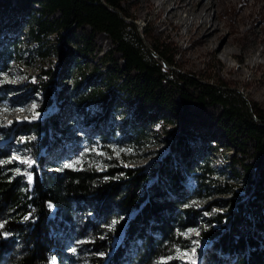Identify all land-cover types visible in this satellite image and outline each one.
I'll use <instances>...</instances> for the list:
<instances>
[{
	"label": "trees",
	"instance_id": "trees-1",
	"mask_svg": "<svg viewBox=\"0 0 264 264\" xmlns=\"http://www.w3.org/2000/svg\"><path fill=\"white\" fill-rule=\"evenodd\" d=\"M32 1L39 5L38 16H33L36 40L41 42L40 34L56 36L60 45V67L66 65L69 58L71 49L65 47L66 36L75 26L87 25L93 32L105 34L114 45V51L120 54L122 68L107 57L113 62V71L128 76L120 85V91L132 105L134 116L121 119V139H138L145 124L154 122L160 110H175L174 95L181 98L182 110H175L181 117L191 106L214 103L222 106L215 125L233 147L251 141L253 162L245 164L239 160L247 189L244 194L216 200L225 210L211 219L208 228L200 229L198 238L203 247L196 249L195 259L197 264H264V116L258 115L255 119L240 96H233L221 87L173 70L165 71L162 60L171 64L168 57L156 50L158 60L142 49L135 26L121 17L119 6L113 0H104L113 8L104 6L100 0ZM16 5L15 12L32 9L30 0H19ZM1 8L0 18L12 9ZM17 22L14 19L1 23L2 35L16 27ZM13 44L15 40L10 37L5 41L0 39V60L9 53L7 46ZM56 71L50 73L49 82L57 79ZM83 85L84 82L75 83L71 92L72 100H76V112L85 116L86 104L97 101L106 110L97 118L98 122H103L112 95L92 88L84 90ZM44 94L51 103L50 93L45 91ZM39 117L25 125L26 131L37 134L50 130L55 136L52 143L65 139V131L57 122ZM176 137L177 143L167 152H174L179 162L170 157L164 159L166 161L152 167L147 175L140 170H126L123 177L113 180L88 168L64 169L62 173L44 169L29 190L26 183L4 174L0 166V224L11 233L5 239L0 236V261L46 264L51 253H64L68 238L74 234L83 240L75 244L74 250L91 247L103 253L102 258H96V264H176L166 258L188 247L190 241L183 237V231L198 222L197 210L188 207L189 203L204 199L209 193L232 190L210 165L209 155L217 149L215 145L200 143L191 150L188 133L181 132ZM5 155L6 152L0 150V159ZM38 166L42 165L36 159L31 169L37 171ZM229 172L230 176L235 174L232 164ZM188 176L194 179L193 188L185 186ZM49 204L56 209L54 217H51ZM85 211L92 212L93 216L85 217Z\"/></svg>",
	"mask_w": 264,
	"mask_h": 264
},
{
	"label": "rangeland",
	"instance_id": "rangeland-1",
	"mask_svg": "<svg viewBox=\"0 0 264 264\" xmlns=\"http://www.w3.org/2000/svg\"><path fill=\"white\" fill-rule=\"evenodd\" d=\"M18 1L0 0L3 9L12 7L0 18V26L1 23L18 20L16 27L8 29L5 34L2 35L4 27L0 29V39L5 41L10 37L15 40L13 46H7L9 53L5 59L0 60V150L6 152L0 159V166H3L4 174L16 178L19 183H26L29 190L44 169L62 173L64 169L88 168L102 174L105 179L115 180L123 177L126 170H140L147 175L152 167H158L169 157L179 162L174 152L167 151L177 143L176 135L181 132L189 134L191 150L200 143L215 145L217 149L209 155L210 165L232 190L229 189V193H209L204 199L189 203L188 207L195 208L198 215L196 226L186 228L182 234L190 241L189 245L166 258L176 264H186L187 258L178 257L184 252L191 255V250L196 248L193 241L202 242L196 233L200 234L201 228H208L211 219L225 210L216 200L235 197L246 191L248 184L239 160L245 164L253 162L252 142L245 141L237 147L226 142L221 129L214 123L222 113L219 104L191 106L183 117L180 112L176 114V109L182 110L178 95L172 97L175 110H160L154 122L145 124L138 139H121V119H133L134 116L132 105L120 91V85L128 76L113 71V62L107 57L110 56L118 67H123L120 54L114 51L110 39L101 32H93L87 25L75 26L66 36L65 47L71 49L69 58L66 65L60 67V45L56 36L40 34L41 42L36 40L34 17L38 16L36 9H39V5L30 0L32 9L15 12ZM113 1L118 4L121 17L135 26L142 49L158 60L156 50L168 57L171 64L162 60L165 71L173 70L221 87L233 96H240L255 119L258 115L264 116V0H208L212 6L208 20L222 30L218 41L222 46L227 43L228 49L235 53L225 57L220 53L212 54L210 50H196V44L187 35V24L184 22L186 13L180 12V20H172L164 25L167 14L160 11L156 0H150V7L134 0ZM9 16L12 20H9ZM56 17L57 14L54 15ZM216 39L214 34L208 36L209 43H215ZM56 69L57 79L49 82L50 73ZM77 82H84V90L92 88L99 93L102 91L112 95L103 122L97 121L105 110L97 101L86 104L85 116L76 112V100H72L71 92ZM45 91L50 93L51 103L47 102ZM16 109H22V112L17 113ZM37 113L36 118H52L57 122L59 128L65 131V139L52 143L55 136L50 130L37 134L26 131L25 125L34 120L33 116ZM36 159L42 165L38 166L37 171L31 169ZM25 161L30 162V166ZM230 163L234 167L233 176L228 175ZM185 186H195L191 176H188ZM49 210L51 217H54L55 207L49 204ZM87 211L83 213L85 217L93 216L92 212ZM0 236L5 239L11 233L0 228ZM70 238L64 253H51L46 264H96V258L103 257L102 252L93 251L91 247L74 250L75 244L83 240L74 234ZM202 247L200 244L199 248ZM0 264L6 263L0 261Z\"/></svg>",
	"mask_w": 264,
	"mask_h": 264
},
{
	"label": "bare ground",
	"instance_id": "bare-ground-1",
	"mask_svg": "<svg viewBox=\"0 0 264 264\" xmlns=\"http://www.w3.org/2000/svg\"><path fill=\"white\" fill-rule=\"evenodd\" d=\"M135 3H142L145 7H150V0H134ZM159 2L161 12H166L167 18L163 22L168 25L172 20H180V12L186 13L187 18L184 20L187 26L188 38H191L196 44V50L199 52L209 51L212 54H221L225 56H233L235 53L228 49V44L222 46L218 41L221 37L222 30L214 26L208 20L209 12L212 6L208 0H156ZM171 7L169 10L168 8ZM189 23H188V21ZM179 25V24H178ZM214 34L217 39L215 43H209L208 36ZM220 40V39H219ZM24 110V109H23ZM17 113L22 112V109H16Z\"/></svg>",
	"mask_w": 264,
	"mask_h": 264
},
{
	"label": "snow or ice",
	"instance_id": "snow-or-ice-1",
	"mask_svg": "<svg viewBox=\"0 0 264 264\" xmlns=\"http://www.w3.org/2000/svg\"><path fill=\"white\" fill-rule=\"evenodd\" d=\"M38 115H39L38 113L34 114L33 119H35ZM25 163H29V166H30V162L25 161ZM31 179H32L31 176H29L28 177L29 182H31ZM113 223H116V221H113ZM0 228H3L2 224H0ZM196 235H199V233H196ZM193 243L196 244V248L200 247L199 241H193ZM196 248H193L191 250V255H189L188 252H184L182 254V256H180L178 258H187V264H197L196 259H195L196 255H197Z\"/></svg>",
	"mask_w": 264,
	"mask_h": 264
},
{
	"label": "water",
	"instance_id": "water-1",
	"mask_svg": "<svg viewBox=\"0 0 264 264\" xmlns=\"http://www.w3.org/2000/svg\"><path fill=\"white\" fill-rule=\"evenodd\" d=\"M101 2L103 3V5L104 6H106V7H110L111 8V6L110 5H108L107 3H105L103 0H101ZM124 20H127L126 18H124V17H122Z\"/></svg>",
	"mask_w": 264,
	"mask_h": 264
}]
</instances>
